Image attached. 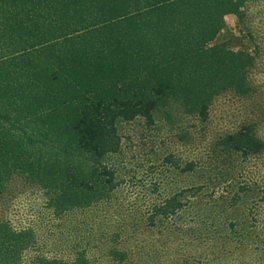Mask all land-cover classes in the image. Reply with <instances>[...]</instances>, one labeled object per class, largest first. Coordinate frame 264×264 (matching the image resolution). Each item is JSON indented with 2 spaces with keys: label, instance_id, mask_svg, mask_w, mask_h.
Segmentation results:
<instances>
[{
  "label": "trees",
  "instance_id": "obj_1",
  "mask_svg": "<svg viewBox=\"0 0 264 264\" xmlns=\"http://www.w3.org/2000/svg\"><path fill=\"white\" fill-rule=\"evenodd\" d=\"M251 1L0 0V201L23 181L43 194L60 233L67 216L118 189L124 126L168 131L186 146V123H207L219 97L250 98L256 57L221 37L226 18L243 22ZM214 151L223 165L248 162L264 153V143L243 127L218 139ZM162 158L179 167L173 155ZM196 169L188 163L183 173ZM221 172L211 189L202 182L154 205L149 225L200 203L207 224L225 206L234 212L227 229L238 247L262 249L259 220L238 213L250 202L255 212L264 199L245 181L226 206L229 181ZM39 239L33 228L1 220L0 264H90L83 252L29 258L35 247H57ZM110 256L127 260L115 250Z\"/></svg>",
  "mask_w": 264,
  "mask_h": 264
},
{
  "label": "rangeland",
  "instance_id": "obj_2",
  "mask_svg": "<svg viewBox=\"0 0 264 264\" xmlns=\"http://www.w3.org/2000/svg\"><path fill=\"white\" fill-rule=\"evenodd\" d=\"M222 35V42L232 43L231 50H246L256 57L250 76L255 90L252 96L241 99L229 93L219 97L207 123L194 119L186 123L184 131L191 134V144L186 146L168 131H147L143 123L124 126L123 156L116 160L118 189L108 201L67 216L60 233L43 194L15 180L9 196L0 201V221H8L17 230L33 228L42 245L57 243L53 248L35 247L29 258L38 252L67 260L83 252L90 264H264V247H238L227 229L234 212L225 206L212 217L207 216V224L199 217L203 209L200 203V207L192 206L172 219L156 220L154 227L149 225L154 205L202 182L211 189L209 181L219 170L223 171L220 176L228 175L226 206H231L230 199L245 181L264 199V153L248 162L236 160L223 165L217 162L214 151L218 139L243 127L252 128L264 143V0L251 1L243 22L227 17ZM168 154L175 157L178 168L163 164L162 157ZM192 162L197 169L183 173ZM254 203L250 202L238 216L259 220L263 243L264 202L253 212ZM113 250L126 254L127 260L114 263L110 256Z\"/></svg>",
  "mask_w": 264,
  "mask_h": 264
}]
</instances>
